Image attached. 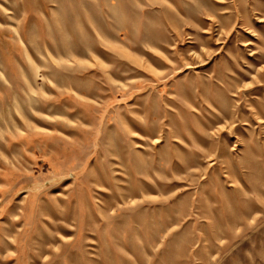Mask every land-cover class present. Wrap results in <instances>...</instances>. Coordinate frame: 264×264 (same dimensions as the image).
Segmentation results:
<instances>
[{
  "label": "rangeland",
  "instance_id": "obj_1",
  "mask_svg": "<svg viewBox=\"0 0 264 264\" xmlns=\"http://www.w3.org/2000/svg\"><path fill=\"white\" fill-rule=\"evenodd\" d=\"M0 264H264V0H0Z\"/></svg>",
  "mask_w": 264,
  "mask_h": 264
}]
</instances>
